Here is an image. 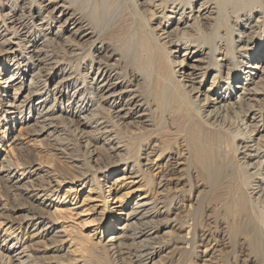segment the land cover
<instances>
[{"label":"bare ground","instance_id":"1","mask_svg":"<svg viewBox=\"0 0 264 264\" xmlns=\"http://www.w3.org/2000/svg\"><path fill=\"white\" fill-rule=\"evenodd\" d=\"M262 23L0 0V264H264Z\"/></svg>","mask_w":264,"mask_h":264},{"label":"rangeland","instance_id":"2","mask_svg":"<svg viewBox=\"0 0 264 264\" xmlns=\"http://www.w3.org/2000/svg\"><path fill=\"white\" fill-rule=\"evenodd\" d=\"M237 1H238V0H237ZM235 2H236V1H235ZM236 3H237V2H236ZM232 5H233V4H232ZM235 7H236V6H235ZM230 8H231V9H230ZM232 8H233V7H231V5L229 6V8L227 7V14H228V16H229V20H232V16H234V14H233V12H232ZM236 8H237V7H236ZM231 12H232L233 15L231 14ZM261 26H262L261 29H262V31H263V30H264V23H262ZM245 61H246V59H245V60L243 59V68H244V66H245V65H244V62H245ZM243 68H241V70H242ZM246 71H248V70H246ZM245 76H248V75H245V74H244L243 77H245ZM207 84H208V83H207ZM206 86H207V85H206ZM14 128H16V127H14ZM260 136H264V131H262V128L260 129L259 132H254V133H252V136H251V137H252L253 139L256 140V139H259ZM28 140H30V137L28 138ZM262 141H264V139H263ZM253 143H254V142H252V144H253ZM263 146H264V144H263ZM253 148H254V147H253ZM263 148H264V147H262L261 150L264 152V149H263ZM263 154H264V153H263ZM263 162H264V160H263ZM257 183H258V179H255L254 182H252L254 188L256 187ZM258 190H259V188L256 189L254 192H257ZM259 194H261V192H259L258 195H259ZM256 196H257V195H256ZM1 200H3V197L1 198Z\"/></svg>","mask_w":264,"mask_h":264}]
</instances>
